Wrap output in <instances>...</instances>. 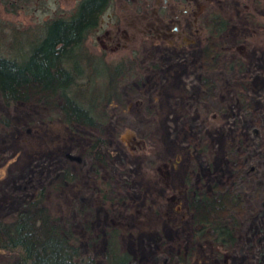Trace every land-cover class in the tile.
Instances as JSON below:
<instances>
[{"label": "rangeland", "instance_id": "1", "mask_svg": "<svg viewBox=\"0 0 264 264\" xmlns=\"http://www.w3.org/2000/svg\"><path fill=\"white\" fill-rule=\"evenodd\" d=\"M3 1L0 53H12L9 38L26 47L25 32L35 37L75 3L15 0L5 11ZM154 1L117 2L120 15L103 13L78 50L91 83L104 81L107 62L137 57L142 68L123 76L125 103H111L101 127L65 124L50 103L9 106L0 96L9 121L0 120V217L69 165L77 177L61 184L55 207L95 198L92 229L115 220L134 264H264V0H171L170 14L155 12ZM94 133L104 137L98 175L84 153ZM101 174L114 197L104 204L95 193ZM216 188L228 192L222 219L236 236L228 246L210 228L195 235L186 208L191 195ZM85 250L101 260L100 246Z\"/></svg>", "mask_w": 264, "mask_h": 264}, {"label": "trees", "instance_id": "2", "mask_svg": "<svg viewBox=\"0 0 264 264\" xmlns=\"http://www.w3.org/2000/svg\"><path fill=\"white\" fill-rule=\"evenodd\" d=\"M107 4L108 0H80L71 14L56 13L44 20L35 37L28 36L35 29L25 32L26 47L23 41L17 43V37L7 39L12 53H0V96L5 105L28 100L50 103L65 124L101 127L109 119L110 104L125 103L120 89L123 76L132 69L142 70L135 57L107 62L103 82L91 83L89 75H82L83 57L78 50L99 26ZM0 120L9 123L6 117L0 116ZM87 140L84 153L91 157L98 175L96 163H105L104 137L94 133ZM76 177L69 165L64 166L14 212L0 217V264H134L131 254L120 245L122 228L115 220H106L99 230L92 229L93 216L86 211L92 212L93 204H98L95 198L85 203L74 201L69 210L55 207L61 184ZM97 179L102 184L97 182L95 193L104 204L114 197H108L103 175ZM227 199V190L217 188L213 194L190 196L186 208L195 211V235L210 228L215 242L228 246L234 241L235 228L222 219ZM91 245L100 246L101 260L85 250Z\"/></svg>", "mask_w": 264, "mask_h": 264}, {"label": "flooded vegetation", "instance_id": "3", "mask_svg": "<svg viewBox=\"0 0 264 264\" xmlns=\"http://www.w3.org/2000/svg\"><path fill=\"white\" fill-rule=\"evenodd\" d=\"M124 1L126 3L131 2V7H133L134 9L145 8L150 3V0H124ZM5 2H6V4L5 5L3 4V8L5 11H8V10L12 9L9 7V5H13L15 0H4L3 3H5ZM79 2H80V0H75V3L73 5L74 9L78 6L77 4ZM117 2L121 4V7L124 6V4L122 3V0H108V4L106 6V9L103 10L102 15H103V13L104 14L106 13V16L109 18L118 17L120 15V13H119L120 8H119V6L118 7L116 6ZM155 2L157 3V5L155 6V8H156L155 12H157V13L167 12V14H170V8L172 6L171 0H164L163 5H161V6H160L159 0H155L154 3ZM212 26L209 25L210 28H213ZM215 27H216L215 29H217V23L215 24ZM182 30H183V28H182ZM93 32H91V33H93Z\"/></svg>", "mask_w": 264, "mask_h": 264}]
</instances>
